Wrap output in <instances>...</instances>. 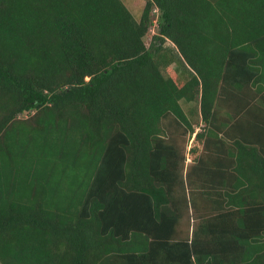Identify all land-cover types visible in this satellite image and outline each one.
<instances>
[{"label": "trees", "instance_id": "16d2710c", "mask_svg": "<svg viewBox=\"0 0 264 264\" xmlns=\"http://www.w3.org/2000/svg\"><path fill=\"white\" fill-rule=\"evenodd\" d=\"M0 264H264V0H0Z\"/></svg>", "mask_w": 264, "mask_h": 264}, {"label": "rangeland", "instance_id": "374dc122", "mask_svg": "<svg viewBox=\"0 0 264 264\" xmlns=\"http://www.w3.org/2000/svg\"><path fill=\"white\" fill-rule=\"evenodd\" d=\"M125 5L129 8L131 11L133 17L138 20L141 16L142 9L144 6V0H122ZM155 22V21H154ZM156 33V22L153 24L151 29L149 30L148 34L145 37V42L147 45H149L154 39L152 38L153 34ZM196 104L193 105V108H195ZM185 110L189 108L187 104H185ZM228 106H221L219 107V112H224L226 111ZM31 113H22L19 116L20 117H28ZM195 117V116H194ZM193 122H196L193 120ZM201 121L199 120V124L195 127V131L192 133H189L185 136V141H184V151H185V166L188 167V165L194 160V157L196 156L194 153H191L189 150L192 149L193 147H197L196 154H199V152L202 149V144L196 140L195 133L203 129L204 126L200 123ZM187 168H185L186 170ZM191 228V223L188 219H183L180 223V225L177 227L178 236L180 235L185 236L186 234H189ZM187 236V235H186Z\"/></svg>", "mask_w": 264, "mask_h": 264}, {"label": "crops", "instance_id": "0c3cea01", "mask_svg": "<svg viewBox=\"0 0 264 264\" xmlns=\"http://www.w3.org/2000/svg\"><path fill=\"white\" fill-rule=\"evenodd\" d=\"M183 219H188V218L183 217V218L181 219V221H182ZM188 220H189L190 223H191V228H190V232H191V231H192V228L194 227L193 225H194V222H195V221H194L193 219H188ZM181 221H180V223H181ZM180 223L178 224V226L180 225ZM178 226H177V227H178ZM190 232H189V234H186V235H187V236H190V234H191ZM186 235H185V236H182V237H187ZM179 237H181V236L179 235Z\"/></svg>", "mask_w": 264, "mask_h": 264}]
</instances>
